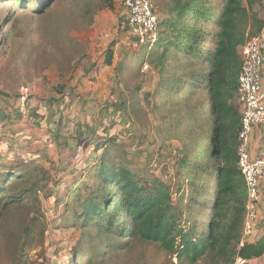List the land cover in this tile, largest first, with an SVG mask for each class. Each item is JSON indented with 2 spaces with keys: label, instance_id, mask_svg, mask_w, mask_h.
<instances>
[{
  "label": "trees",
  "instance_id": "obj_1",
  "mask_svg": "<svg viewBox=\"0 0 264 264\" xmlns=\"http://www.w3.org/2000/svg\"><path fill=\"white\" fill-rule=\"evenodd\" d=\"M221 1L222 6L218 0L168 3L157 39L142 44L153 59L159 75L156 94H166L165 105L188 97L196 102L182 117L170 113L169 132L197 129L188 140L176 135L180 147L174 148V175L168 180L156 175L141 161L142 151L130 157L127 145L114 137H79L71 151L60 153L71 176L69 199L63 201V219L69 216L64 228L116 238L120 243L108 246L114 251L131 243L157 245L178 264H233L238 257L251 261L264 256V228L256 241L242 244L247 191L237 157L242 124L239 51L264 28V0ZM6 3L13 4L9 9L38 14L52 6V0H0ZM84 5L83 15L91 21L101 10L115 7L114 0ZM115 45H109L104 66L112 65ZM66 92L75 96V90L58 88L59 94ZM185 92L190 95L183 97ZM0 98L2 103L8 95L0 93ZM14 117H20L16 109L0 106V125H13ZM50 125L48 118L32 132L43 138ZM15 144L0 134V223L30 209L14 251L15 264H30L31 252L44 245L48 231L39 199L47 173L34 168L38 154L22 155ZM74 253L78 256L76 249Z\"/></svg>",
  "mask_w": 264,
  "mask_h": 264
},
{
  "label": "rangeland",
  "instance_id": "obj_2",
  "mask_svg": "<svg viewBox=\"0 0 264 264\" xmlns=\"http://www.w3.org/2000/svg\"><path fill=\"white\" fill-rule=\"evenodd\" d=\"M86 1L52 0L41 14L0 4V93L8 95L0 106L19 114L25 111V118H13V125H0V134L18 143L16 152L38 154L34 168L47 173L39 199L48 231L44 245L31 252L30 264H74L72 260L75 264H178L157 245L131 243L114 251L108 246L120 243L116 238L92 229L63 227L69 223L68 215L63 219V201L69 199L71 176L66 160L58 155V140L72 149L80 135L114 137L127 145L130 157L142 151L141 161L168 180L174 175V148L180 147L176 135L188 140L189 133L197 131L169 132L171 111L186 115L195 101L185 92L187 100L169 106L166 94H156L159 75L153 59L123 30L124 0H114V10H101L92 21L83 15ZM172 1L152 0L159 20ZM218 3L222 6L221 0ZM113 42V63L104 66ZM150 73L155 75L151 76L154 90L147 88ZM59 87L75 90V96L59 94ZM40 115L44 117L38 122ZM48 118L50 133L44 132L42 138L32 132ZM29 211L24 208L0 223V264H15L14 251ZM96 250H100L97 256H91Z\"/></svg>",
  "mask_w": 264,
  "mask_h": 264
},
{
  "label": "built area",
  "instance_id": "obj_3",
  "mask_svg": "<svg viewBox=\"0 0 264 264\" xmlns=\"http://www.w3.org/2000/svg\"><path fill=\"white\" fill-rule=\"evenodd\" d=\"M124 7L127 13L126 36L138 40L140 44L147 39L156 40L159 17L152 0H124ZM239 52L243 67L239 77L237 103L241 108L242 124L238 136L237 157L247 191L243 244L254 237L259 222L261 185H264V157L252 158L250 152L254 129L264 127V28L242 46ZM145 70H148V66ZM19 118H25V111L20 113ZM233 264H250V261L238 257Z\"/></svg>",
  "mask_w": 264,
  "mask_h": 264
},
{
  "label": "crops",
  "instance_id": "obj_4",
  "mask_svg": "<svg viewBox=\"0 0 264 264\" xmlns=\"http://www.w3.org/2000/svg\"><path fill=\"white\" fill-rule=\"evenodd\" d=\"M262 18L264 19V15L262 16ZM153 75L154 73H150L149 80L147 81V85H148L147 88L149 90H152V89L154 90L156 86V81L155 80L152 81V78H151V76ZM262 79L264 82V68L262 71ZM79 137L84 138L86 136L80 135ZM76 140H75V143H76ZM60 142L62 141L58 140V143L60 146V148H58V155H60V153L64 150L71 151L76 145L75 144L72 149H68L65 145L60 144ZM250 152H251L252 158L264 157V127H257L254 129V132L251 138ZM61 160H65V159L62 158ZM263 228H264V185H261V200L259 203V222H258V225L256 226L254 237L250 239L249 242L256 241L259 238L260 234L262 233ZM250 264H264V256L256 260H251Z\"/></svg>",
  "mask_w": 264,
  "mask_h": 264
}]
</instances>
